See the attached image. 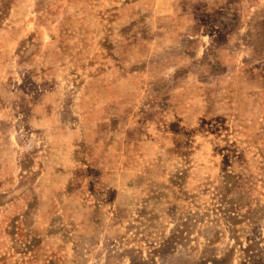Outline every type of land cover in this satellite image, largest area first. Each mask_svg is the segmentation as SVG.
<instances>
[{"label":"rangeland","instance_id":"374dc122","mask_svg":"<svg viewBox=\"0 0 264 264\" xmlns=\"http://www.w3.org/2000/svg\"><path fill=\"white\" fill-rule=\"evenodd\" d=\"M0 264H264V0H0Z\"/></svg>","mask_w":264,"mask_h":264}]
</instances>
